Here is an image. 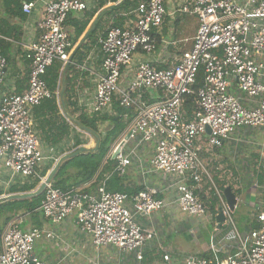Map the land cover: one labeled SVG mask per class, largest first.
I'll return each mask as SVG.
<instances>
[{
  "label": "built area",
  "instance_id": "obj_1",
  "mask_svg": "<svg viewBox=\"0 0 264 264\" xmlns=\"http://www.w3.org/2000/svg\"><path fill=\"white\" fill-rule=\"evenodd\" d=\"M96 1L42 3L37 38L26 47L27 89L22 94L0 97V168L14 176L42 181L38 168L44 158L32 109L52 99L45 82L47 69L54 63L65 66L74 52L65 27L68 16L84 12ZM39 3L20 0L22 13L30 15ZM177 13L197 20L191 48L182 51L165 69L141 61L124 87L120 86L122 72L131 66L134 54L147 56L156 51L154 32L161 29L167 15L164 0H140L132 12L133 20L123 27L109 26L100 39V72L96 74L93 97L79 105L88 115L103 114L114 103L134 112L123 135V139L128 136L125 144L153 145L151 171L168 178L181 213L203 218L206 211L197 187L208 175L200 160V144L220 148L240 130L264 127V65L260 61L264 55V0H182L171 15ZM94 53L90 51L86 61ZM6 65L0 49V87ZM200 72L202 84L195 90ZM189 96L194 98V108L188 115L184 102ZM147 98L155 102L149 103ZM115 162L112 174L121 177L131 164L124 146ZM158 194L152 187L128 195L108 192L104 185L91 193L62 191L49 184L38 211L54 225L74 215L79 232L91 237L96 250L113 247L133 254L140 262L145 246L155 235L144 231L137 218L165 209L167 204L158 199ZM222 210L224 224L233 227L231 212L224 205ZM24 218L21 215L11 222L0 236V264H46L33 255V250L36 242L51 239L52 233L22 230ZM256 222L258 228L251 230L248 243L241 242L240 256L215 264H264V208ZM163 260L168 262L169 256H163ZM183 264L214 263L186 255Z\"/></svg>",
  "mask_w": 264,
  "mask_h": 264
},
{
  "label": "crops",
  "instance_id": "obj_2",
  "mask_svg": "<svg viewBox=\"0 0 264 264\" xmlns=\"http://www.w3.org/2000/svg\"><path fill=\"white\" fill-rule=\"evenodd\" d=\"M46 1L48 0H40L33 12L30 15H26L20 10V0H0V49L7 61L3 82L0 87V97L3 95L22 94L27 89L28 61L25 58L26 47L34 43L37 38L36 22L41 13L42 3ZM181 1L164 0L167 15L161 29L154 32L157 43L156 51L147 56L140 52L135 53L131 66L122 72L120 86L124 87L127 84L136 66L141 61H149L155 67L165 69L172 65L174 58L179 56L182 51L191 48L192 39L197 31V20L194 18V21L190 22L189 20L186 21L187 16L185 15H179L178 13V15H171ZM97 5L98 2L96 1L90 3L84 12L70 14L65 24L66 31L75 48L82 40L84 34L90 30L87 38L79 47L81 50L79 56H73L68 66L70 69L68 70L67 68L64 75V84H66L65 80L68 78L69 86V98L67 101L69 104L70 102H75L78 110H84L81 109L79 102L88 103L93 97L96 74L100 72V55L98 52L100 39L119 15L103 16L105 13L103 11L112 6L111 3H107L97 11L85 31L76 39L75 29L77 26H74V21L84 20ZM134 10L128 14L121 13V16L127 18L124 19L122 26L118 27H123L129 20L134 19L132 14ZM100 16H103L102 20L99 22L95 34L89 38ZM176 16L178 17L175 18ZM92 24H95L93 29H91ZM172 25L176 29L172 28ZM104 26L107 27L103 28ZM184 32L189 34L182 37L181 35ZM183 45L186 47L185 49H183ZM93 50L95 52L94 55L89 61H86L87 54ZM260 61L264 65V55ZM63 68L64 66L62 67L58 90L60 106ZM261 81L264 84V71ZM64 94L65 92L63 91L65 111L67 110L68 112V110L73 109V106L68 105L66 107L67 101L65 103ZM146 100L149 103L155 102V99L152 98L151 100L150 98ZM114 105L103 114H111ZM61 112L63 113L62 106ZM47 118V115L40 111L38 107L32 109L34 129L39 138L40 151L44 158L38 168L40 177L43 169L48 165H52L53 168L60 157L74 152L79 147L94 150L97 146L96 138L90 134L92 136V142L89 144L90 148L85 143L74 150V135L77 132L76 134L71 133L58 145H54L52 141L46 138L50 135L48 126L44 123ZM108 129L109 125L107 123L103 122L99 126L101 134H104ZM78 132L86 133L80 129ZM79 141L82 142L80 139ZM200 148V160L207 175V165L214 174V180L208 177L207 181H210L212 186L214 183L219 185L222 195L218 197L225 203L223 191L227 187L235 195L237 203L231 213V217L237 214L238 216L236 221L234 220L235 223H233L235 224L232 228L233 233L227 230L229 229L227 224H222L220 227L217 226L218 199L216 197L212 200L208 199L210 188L207 187L208 182L205 180L197 187V194L204 203L206 210L205 216L203 218H193L181 213L174 203L176 193L172 188H169L168 178L151 171L150 162L154 155V146H137L135 142H128L124 145L126 156L130 157L131 164L123 176H117L120 180L113 189L130 190L132 192L137 190L140 192L147 187H152L158 190V199L167 204L161 212L137 218L138 224L144 231L152 232L155 235V239L148 242L145 246L143 259L140 262L136 261L133 254L122 253L113 247H104L96 250L92 244L91 237L79 232L76 225V216L74 215L61 224L54 225L44 218L38 211V207L34 213H19L6 227L19 216L25 215L22 224H20L22 230L39 229L50 231L52 238L39 240L33 250V255L46 264H183V258L186 255H197L215 264L238 258L240 256L241 242L248 243L249 233L251 230L258 228V223L256 222L257 214L264 208V127L240 130L229 141L223 143L220 148L210 149L204 142L200 144ZM109 154L108 156L111 157L112 154ZM112 175L114 174L111 172L97 182V176H95L91 181L73 189L91 193L96 192L102 185L106 188L107 181ZM32 181L20 176H14L11 172L1 167L0 198L10 195L8 192L11 188L20 189L23 186L30 185ZM42 194L44 196V192ZM236 211L237 214H235ZM184 231L192 232L195 240L193 242L186 241L181 236ZM165 255L169 256L168 262L163 260Z\"/></svg>",
  "mask_w": 264,
  "mask_h": 264
},
{
  "label": "trees",
  "instance_id": "obj_3",
  "mask_svg": "<svg viewBox=\"0 0 264 264\" xmlns=\"http://www.w3.org/2000/svg\"><path fill=\"white\" fill-rule=\"evenodd\" d=\"M120 1H122V3L115 6V8L111 11L105 12L103 16L109 17L113 14H119L118 17H116L117 19H115V22H113L111 26H122L124 19L127 17L121 16V13L128 14L130 11L134 10L137 6L138 0H98V5L95 7L94 10H92L89 15L85 17L84 20L76 22L74 21V26H77L75 29L76 39H78L82 35V33L88 27L90 20L95 16L98 10L103 8L107 3H111V5H116ZM102 17L100 16L98 18L96 27L91 32L89 38H91L95 34L97 26L102 20ZM80 51L81 50L78 49L73 56L78 57ZM62 67V64L54 63L51 67L47 69L45 82L49 90L53 93V95L52 99L44 101L38 107V109L44 114H46L48 117L44 120V123L48 126V132L50 135L46 138L52 141L54 145H58L71 133L76 134L79 129L85 128L89 130L97 140V146L94 150H89L84 154H80L74 158L63 162L59 166L56 174L54 175L51 185L62 191H69L74 187H78L84 183L91 181L95 176H97L96 182L98 180L100 181L106 175L110 174L113 171L116 162L115 159H111L108 154L115 142L124 134L126 129L129 127L130 123L134 119V113L129 110L120 108L117 104L114 105L113 112L109 115H88L84 110H78L76 108L75 102H70L69 104L67 101L69 98V86L68 78H66L64 100L65 103L67 101L66 107L68 105L73 106V109L68 110V112L66 110V113L74 119L75 125L69 122L61 112V106L58 100L57 93L60 87L59 84L61 79ZM69 69L70 67L68 68V70ZM201 84L202 73L200 72L198 74L194 89L197 90L201 86ZM193 102L194 98L192 96H189L185 99L184 109L188 115L191 114L193 111ZM103 122L109 125V129L104 134H101V132L99 131V126ZM74 140V150L80 145L85 144L79 141V137L77 134L74 135ZM51 168L52 165H48L46 168H44L43 171L40 173L41 178H45ZM119 180L120 179L116 175H112L107 181L106 190L109 192L119 191L128 195L136 194L138 192L137 190H133V192L130 190L122 189L114 190L113 187L116 186ZM39 182V179L33 180L30 185L23 186L20 189L11 188L8 193L10 195L29 193L37 188ZM42 198L43 194L31 199L15 200L0 203V236L6 225L19 213H34L39 207Z\"/></svg>",
  "mask_w": 264,
  "mask_h": 264
},
{
  "label": "water",
  "instance_id": "obj_4",
  "mask_svg": "<svg viewBox=\"0 0 264 264\" xmlns=\"http://www.w3.org/2000/svg\"><path fill=\"white\" fill-rule=\"evenodd\" d=\"M120 3H122V1H120V2H119L118 4H116V5L109 6V7H108L107 9H105L103 12H106V11L112 10L113 8H115V6L119 5ZM94 25H95V24H92L91 29L94 28ZM89 32H90V30L84 34L82 40L80 41V43L78 44V46H76V48L74 49L73 54H75V52L79 49V47H80V46L82 45V43L85 41V39L87 38ZM73 54H72V56H71V58H70V62H71V60H72V58H73ZM70 62H69V63H70ZM69 63L66 64V65L64 66V68H63V72H62V73H63V74H62L63 77H62V81H61V83H62V85H61L62 88H61V89H62V90H61V94H60V102H61V106H62V108H63V114H64V116H65V117H66L71 123H73V124L75 125V121H74V119H73L72 117H70V116L66 113V111H65V104H64V101H63V91H64V88H65V84H64V75H65V71H66V69H67ZM80 130H82V131H84V132L89 133V134L92 135V133H91L89 130L85 129V128H81ZM207 133H209V131H208ZM127 139H128V136H126V137H125V138H124V139L118 144V146L116 147V149H115V150L113 151V153H112L111 159H115V157H116V156L119 154V152L121 151V148L125 145ZM88 151H89V150L86 149L85 147H79V148H78L77 150H75L74 152H72V153H70V154H66V155L60 157V158L58 159V161L56 162V164L54 165V167L52 168V170L49 172V174H48L45 178H43L42 181H40V183H39V185H38V187L36 188L35 191H33V192H29V193H24V194H11V195H7V196H5V197H3V198H0V203H4V202H8V201H15V200L31 199V198H35V197L41 195V194L44 192L45 188H46L49 184H51L54 175L56 174V172H57L59 166H60L63 162H65V161H67V160H69V159H71V158H74V157H76V156H78V155H80V154H84V153H86V152H88ZM223 197H224V199H225L226 207H227L228 210L232 213V212L234 211L235 207H236V203H237V201H236V199H235V195L232 193V191H231V189H230L229 187H227V188L224 189V191H223ZM224 222H225V216H224L223 210H222V208H219V212H218V214H217V216H216V224H217L218 227H220L222 224H224Z\"/></svg>",
  "mask_w": 264,
  "mask_h": 264
},
{
  "label": "rangeland",
  "instance_id": "obj_5",
  "mask_svg": "<svg viewBox=\"0 0 264 264\" xmlns=\"http://www.w3.org/2000/svg\"><path fill=\"white\" fill-rule=\"evenodd\" d=\"M175 2V1H174ZM176 15H178V14H176ZM180 15V14H179ZM185 16H187L186 17V21H190V22H193L194 21V17H192V16H188V15H185ZM178 16H176L175 18H177ZM174 22V21H173ZM184 24V23H183ZM109 26V25H108ZM107 27V26H106ZM105 26L103 27V28H106ZM172 28H174V29H176V27L174 26V25H172L171 26ZM178 29V28H177ZM181 29V28H180ZM189 34V33H188ZM186 32H184L181 36L183 37V36H186V35H188ZM186 44V43H185ZM184 46V45H183ZM186 47L184 46V48L183 49H185ZM77 135H78V137H79V139L82 141V142H84V143H86V146L87 147H89L90 148V146H89V144H91V142H92V136L90 135V134H88V133H80V132H78L77 131ZM123 140V137H121L120 139H119V141L115 144V147L121 142ZM210 166H211V164H210ZM206 168H207V171H208V177L210 178H212V180H214V174H213V172L210 170V167L207 165L206 166ZM205 181H207L208 180V178H205L204 179ZM208 182V188H210V194L208 195V199L209 200H212L214 197H216L217 199H218V206H219V208H223V205L224 206H226L225 205V203H223L222 202V200H221V198L220 197H218V196H221L222 194H221V191H220V189H219V185L218 184H215L214 183V185L212 186V184H211V182L210 181H207ZM229 182V181H228ZM230 183V182H229ZM201 202H202V200H201ZM203 203V202H202ZM204 204V203H203ZM206 209H207V206H206ZM208 210V209H207ZM206 211V210H205ZM206 213V212H205ZM235 214H237V211H236V213ZM237 216H238V214L237 215H235V216H233V217H231L232 218V222L233 223H235L234 222V220L236 221V219H237ZM232 225H235V224H232ZM232 226L231 227H229V229H227V230H230V232L231 233H233V231H232ZM185 232V233H184ZM182 234H181V236L186 240V241H188V242H193L194 240H195V237H194V234L192 233V232H186V231H184ZM180 236V237H181Z\"/></svg>",
  "mask_w": 264,
  "mask_h": 264
}]
</instances>
